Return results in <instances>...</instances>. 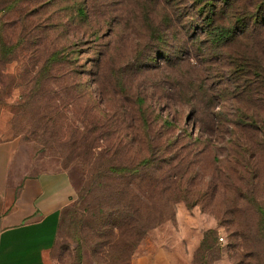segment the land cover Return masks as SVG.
Segmentation results:
<instances>
[{"label":"rangeland","instance_id":"374dc122","mask_svg":"<svg viewBox=\"0 0 264 264\" xmlns=\"http://www.w3.org/2000/svg\"><path fill=\"white\" fill-rule=\"evenodd\" d=\"M31 1L0 13L19 42L0 67V138L18 141L30 172L65 170L75 188L49 264H132L143 242L181 247V264H264V131L252 125L264 121V90L239 86L228 59L247 50L264 64V18L252 20L264 0H238L222 18L249 20L254 46L239 38L218 48L202 30L205 0ZM162 44L171 55L183 50L168 61L156 50ZM57 51L30 104L39 70ZM149 55L157 60L138 71L135 59ZM152 154L157 163L135 176L93 182L103 159L126 165ZM116 202L138 207L128 226L101 218Z\"/></svg>","mask_w":264,"mask_h":264},{"label":"crops","instance_id":"0c3cea01","mask_svg":"<svg viewBox=\"0 0 264 264\" xmlns=\"http://www.w3.org/2000/svg\"><path fill=\"white\" fill-rule=\"evenodd\" d=\"M75 195L65 170L30 172L19 159L18 141L2 136L0 264H49L62 212ZM183 257L181 247H150L143 242L132 264H181Z\"/></svg>","mask_w":264,"mask_h":264},{"label":"trees","instance_id":"16d2710c","mask_svg":"<svg viewBox=\"0 0 264 264\" xmlns=\"http://www.w3.org/2000/svg\"><path fill=\"white\" fill-rule=\"evenodd\" d=\"M21 1L24 0H0V13L5 16V13H8L12 9L15 10V6ZM25 1L32 2L31 0ZM237 1L238 0H205L203 7L200 9L201 16H204V24L202 26V30L208 36V40L210 41L211 46L215 48H218L221 45L229 46L230 44L237 42L239 38H241V40H243L247 44L246 47L248 45L249 47L251 45L254 46V44L249 43V35L251 34V29L248 24L250 23L249 20L247 22H244L242 17H238V13L233 12L229 14L232 19L230 18L228 23H225V21L224 23L222 22L224 14L228 13V11L233 8L234 3H237ZM216 2H220L218 7H216ZM263 4L264 3H260L257 5V10L254 13V16L252 17V20L256 24L263 21ZM18 12L20 14L19 19L22 20L23 15L26 14L25 10L20 9L18 10ZM81 12H83L82 7L79 8V13ZM147 19H149L148 15H146V20ZM4 21V19L0 20V67L14 60L16 50L19 46L18 41H15L13 38L8 36L9 29H7L6 24L2 23ZM257 30L258 27L257 25H255L253 28V32ZM151 32V36H154L155 38H165L164 30L162 32V30L157 31L155 29H152ZM240 48L242 47H239L238 49ZM156 50L158 52H162V57H164L168 61H172L173 56L176 57L181 54L183 49H176L171 55L172 52L170 51V48L162 44ZM246 52L247 50H244V52H241L239 50L237 54L233 53L228 57L230 62V74L234 79L238 81L239 86H243L245 90L249 93H251L252 91L264 90V64L258 56H252L250 54H247ZM58 56H60L58 51L52 53L46 59L45 63L42 65V68L39 70L37 80L35 81V85L33 87V91L30 92V95H27V97H29L30 104L32 103V101L30 100L34 99V93L37 92L36 90L34 92V89L36 87L42 86V83L44 82L43 80L48 76L49 70L52 64L58 59ZM156 60L157 57H152L150 55L145 57L144 63H141L143 62L141 61V59H135V66H137L138 71H141L142 68L146 65L145 62H147L149 65H152ZM6 88L7 84H5V86H3V88L1 89ZM136 104L139 106L138 110L142 117V123L147 126L148 113L143 108L145 102L140 97L137 98ZM252 125H256L258 126V128H261V130L264 131V121L261 124L257 125L256 121L252 118ZM102 128L103 127L97 125V123H93V126L90 131L92 132V134H100L102 132ZM93 138L95 139V137ZM160 149L158 150L160 151ZM155 154L157 155L156 151ZM155 154L145 156L137 163L126 165L122 163H116L112 158L103 159L99 164V169H97L94 175L93 182L101 184L104 180L108 179L116 180L124 177L135 176L140 173L143 169L150 168L157 163L158 157ZM112 192H114V194L116 193L115 191ZM243 196L249 203L257 204L258 202L257 198L253 194L244 192ZM258 205L261 206L262 204L258 202ZM100 212L102 213L101 218L103 220L105 219L108 223H111V226L108 227L114 228V226L116 225L117 227H121L125 225L128 226L129 224H131L133 220H135V217L138 213V207L133 206L131 203L121 204L120 202H116L114 206H111L109 210H107L106 214H104L106 212L104 210H101ZM152 221L154 224V222H156V218L155 220L152 219ZM147 229L148 226L146 228H142V233H145ZM260 231L262 232V235H260V237L263 239L264 242V218H262L261 220Z\"/></svg>","mask_w":264,"mask_h":264},{"label":"built area","instance_id":"2783aa9c","mask_svg":"<svg viewBox=\"0 0 264 264\" xmlns=\"http://www.w3.org/2000/svg\"><path fill=\"white\" fill-rule=\"evenodd\" d=\"M220 240H223V237H220Z\"/></svg>","mask_w":264,"mask_h":264}]
</instances>
